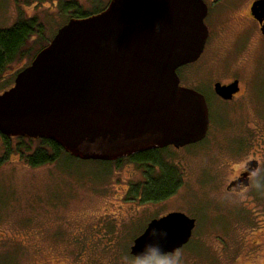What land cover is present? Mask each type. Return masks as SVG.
<instances>
[{
  "label": "rangeland",
  "instance_id": "obj_1",
  "mask_svg": "<svg viewBox=\"0 0 264 264\" xmlns=\"http://www.w3.org/2000/svg\"><path fill=\"white\" fill-rule=\"evenodd\" d=\"M108 1L0 0V29L29 18L40 25L25 46L28 53L15 60L9 74L28 64L75 10L96 13ZM204 1L209 8L204 51L177 73L186 70L204 94L209 129L200 142L154 154L179 183L174 191L144 200V184L162 175V164L82 160L63 151L53 162L33 167L16 151L5 153L0 137V264H156L177 257L179 264H264L261 246L247 243L253 228L236 225L242 218L238 213L264 211V37L248 18L249 0ZM5 70L0 92L11 84ZM213 78H238L241 95L218 98L211 91ZM23 142L27 154L39 146L35 140ZM9 144L17 147L21 140L12 138ZM250 158L259 162L253 189L226 192ZM173 210L195 219L190 240L173 253L132 256L130 246L148 221Z\"/></svg>",
  "mask_w": 264,
  "mask_h": 264
},
{
  "label": "water",
  "instance_id": "obj_2",
  "mask_svg": "<svg viewBox=\"0 0 264 264\" xmlns=\"http://www.w3.org/2000/svg\"><path fill=\"white\" fill-rule=\"evenodd\" d=\"M207 11L204 0H109L99 12L71 17L0 94V134L49 139L72 157L102 161L202 140L207 102L179 85L177 69L203 52ZM251 15L264 35V0L253 2ZM237 84L216 83L215 92L228 99ZM247 164L243 177L258 166ZM194 226L179 211L151 219L130 254L173 253Z\"/></svg>",
  "mask_w": 264,
  "mask_h": 264
},
{
  "label": "trees",
  "instance_id": "obj_3",
  "mask_svg": "<svg viewBox=\"0 0 264 264\" xmlns=\"http://www.w3.org/2000/svg\"><path fill=\"white\" fill-rule=\"evenodd\" d=\"M87 13H82L81 10H75L72 16H86ZM39 24L37 19L29 18L27 20L19 21L14 26L6 29H0V75L4 68L10 64H13L15 60L20 57H24L25 54L28 53V49L25 46L28 43L29 38L35 34V32L39 31ZM22 60V59H20ZM3 137V144L6 147L4 149L5 153H9L10 151H16L19 155L25 160L27 164L30 166H39L48 162H53L61 152H63L62 148L56 144L54 141L49 139H29L24 137H19L21 140V144L12 147L9 142L10 138L0 134ZM24 138V139H23ZM28 140L29 142L37 141L39 146L27 154L29 150V146H27L23 141ZM156 150H147L144 152H140L136 155H132L129 158L134 161L139 162L140 164L146 161H156L160 160L156 158L155 154ZM122 159H118L116 162H120ZM162 175L161 178L155 180H148L146 184H144V192L146 191L147 195H145V199L157 200L159 198H163L168 195L171 191H174L175 183L172 179L173 175L169 173L162 166Z\"/></svg>",
  "mask_w": 264,
  "mask_h": 264
},
{
  "label": "flooded vegetation",
  "instance_id": "obj_4",
  "mask_svg": "<svg viewBox=\"0 0 264 264\" xmlns=\"http://www.w3.org/2000/svg\"><path fill=\"white\" fill-rule=\"evenodd\" d=\"M254 1H256V0H249V2H248V18H251V19H253L254 21H256V23L259 25V28H260V24H259V22L257 21V19H255L252 15H251V6H252V4H253V2ZM207 4V3H206ZM207 7H208V5H207ZM208 11H209V8H208ZM208 11H207V14H208ZM89 15V14H88ZM207 16V15H206ZM71 17H79V16H71ZM70 17V18H71ZM83 17V16H82ZM69 18V19H70ZM206 18V17H205ZM263 21H264V17H263ZM209 31V30H208ZM263 37H264V35H262ZM208 37H209V34H208ZM208 39V38H207ZM206 42H207V40H206ZM205 45H206V43H205ZM205 48V47H204ZM204 51V50H203ZM203 53V52H202ZM201 53V54H202ZM201 56V55H200ZM200 56H199V58H200ZM34 57V56H33ZM198 58V59H199ZM33 59V58H32ZM31 59V60H32ZM198 59L196 60V61H194L195 63L198 61ZM31 60H30V62H31ZM30 62L28 63V64H26L25 66H23L22 68H18V70H16V72H15V74H14V76H12V74H9V73H11L8 69H11V67H12V64H10V65H8V66H6L5 68L7 69V70H5L4 72L5 73H3L5 76H7L8 74L9 75H11V77H12V79H11V84L8 82V87H6L4 90H2V92L3 91H5V90H7V89H9L11 86H13V84H14V79H15V77H16V75L23 69V68H25V67H27L29 64H30ZM194 62H192V63H188V64H185V65H182V66H180L179 68H181V69H185V68H188V66H190V65H192V64H194ZM4 68V69H5ZM14 67H12V69H13ZM178 70V69H177ZM8 73V74H7ZM178 74V73H177ZM178 77H179V85L180 86H182V87H187V88H191V89H194V90H196V91H198L199 93H201L202 94V92L200 91V90H198L197 88H196V85L192 82V78H189V73L185 70L184 72H182V74L181 75H178ZM187 78V80L183 83L182 82V79L183 78ZM234 80H237V82H238V91L236 92V93H234V94H232V96L230 97V98H228V99H224V98H222L221 96H219L216 92H215V84L216 83H220L221 85H229V84H231ZM211 82H213V84L211 85L210 84V86H211V91H212V93L214 94V95H216L218 98H220V99H223V100H233L234 98H236V97H238L239 95H241V92H242V88H241V85H240V80L238 79V78H233L232 80H230V81H223V80H218V79H212V81ZM7 84V83H6ZM2 92H0V94L2 93ZM203 96H204V94H202ZM205 97V96H204ZM205 100H206V98H205ZM210 121V120H209ZM208 129H209V127H208ZM207 132H208V130H207ZM206 135H207V133H206ZM1 137V139H3V137L2 136H0ZM7 137V136H6ZM206 137V136H205ZM204 137V138H205ZM8 138H10V139H12V138H19V136H12V137H8ZM203 138V139H204ZM202 139V140H203ZM201 141V140H200ZM200 141H198V142H200ZM195 143H197V142H195ZM195 143H192V144H195ZM188 145H191V144H188ZM169 146H172V145H169ZM186 146V145H185ZM167 147V146H166ZM172 147H174V146H172ZM183 147V146H182ZM179 148V147H178ZM151 150H157V149H151ZM144 152V151H143ZM136 154H138V153H136ZM136 154H133V155H136ZM132 156V155H131ZM130 157V156H129ZM129 157H125V159H127V158H129ZM124 159V158H123ZM251 160H255V159H252V158H250V159H247V160H245L244 161V163H243V166H242V168L238 171V173L232 178V179H230L229 180V182H228V184L226 185V192H231V191H233L234 189H237L238 191L236 192V194L237 193H239V192H246L247 190H250V188H252L253 189V187H254V175L256 174V172H257V169H258V166H259V162L257 161V164H258V166L255 168V170H252L251 172H250V174L247 176V177H243V173H245L246 171H248V169H249V165L247 164V162L248 161H251ZM155 163H157V164H159V165H161L162 164V166L167 170V171H169L170 170V168H168L167 166H166V164H163L160 160H156V161H154ZM159 165H157V167L156 168H158L159 167ZM161 166V167H162ZM241 177H243L242 179H241ZM159 178H161V176L160 177H156V179H159ZM238 180H240V181H238ZM174 181V180H173ZM238 181V182H237ZM147 182H148V180H147ZM146 182V183H147ZM176 181H174V183H175ZM233 182H237L235 185H232L230 188H228V185L230 184V183H233ZM177 184H179L178 182H176L175 183V185H177ZM173 191H171L168 195H170L171 193H172ZM168 195H166V196H168ZM252 195V194H251ZM166 196H164V197H166ZM163 197V198H164ZM160 199V198H159ZM162 199V198H161ZM144 200H147V201H152V199H145L144 198ZM158 200V199H157ZM173 211H176V210H173ZM173 211H169V212H173ZM169 212H166L165 214H167V213H169ZM179 212H181V211H179ZM253 213V214H252ZM252 213L251 214H247L246 213V211H244V212H240V213H238V214H241V216H242V218L241 219H239L238 220V222L236 221V225H239V227L240 226H242V225H245V226H247L248 228H253L252 230H250L251 231V233L250 234H248V235H250V237H249V240L247 241V243H248V245L250 246V247H253V249H259L260 250V246H261V248L263 249V252H264V211L263 210H261V211H252ZM165 214H163V215H165ZM163 215H160L159 217H161V216H163ZM238 216V215H237ZM159 217H156V218H159ZM192 218V217H191ZM152 219H154V218H152ZM151 220V219H150ZM149 220V221H150ZM195 220V219H194ZM148 221V222H149ZM147 225V224H146ZM195 227V226H194ZM248 237L246 236L243 240H246ZM253 244H255L256 246H253ZM249 251V249L246 251V252H248ZM256 250H253L252 252H255ZM252 256H255V255H252ZM263 256H264V253H263ZM243 264H252V263H250V262H245V263H243Z\"/></svg>",
  "mask_w": 264,
  "mask_h": 264
},
{
  "label": "clouds",
  "instance_id": "obj_5",
  "mask_svg": "<svg viewBox=\"0 0 264 264\" xmlns=\"http://www.w3.org/2000/svg\"><path fill=\"white\" fill-rule=\"evenodd\" d=\"M142 264H151L150 261H144ZM156 264H179V258H175L173 260L165 261V260H158L156 261Z\"/></svg>",
  "mask_w": 264,
  "mask_h": 264
}]
</instances>
